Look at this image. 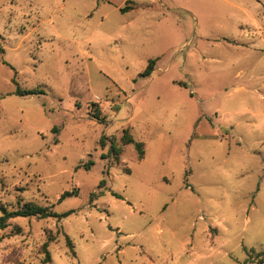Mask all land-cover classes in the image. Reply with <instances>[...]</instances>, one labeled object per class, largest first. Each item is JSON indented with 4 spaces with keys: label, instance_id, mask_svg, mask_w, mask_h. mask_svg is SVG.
Masks as SVG:
<instances>
[{
    "label": "rangeland",
    "instance_id": "374dc122",
    "mask_svg": "<svg viewBox=\"0 0 264 264\" xmlns=\"http://www.w3.org/2000/svg\"><path fill=\"white\" fill-rule=\"evenodd\" d=\"M25 202L73 212L10 218L0 264H264V0H0V205Z\"/></svg>",
    "mask_w": 264,
    "mask_h": 264
},
{
    "label": "trees",
    "instance_id": "16d2710c",
    "mask_svg": "<svg viewBox=\"0 0 264 264\" xmlns=\"http://www.w3.org/2000/svg\"><path fill=\"white\" fill-rule=\"evenodd\" d=\"M132 8L133 7L124 6V7L120 8V11L126 12ZM155 61H156V59H151L149 61L145 70L141 73V76H145V77L150 76V74L152 73V71L154 69ZM15 93L18 95H30V94L38 93V91L37 90H23V89H20L19 87H17L15 90ZM93 105L95 108H93L91 110L92 117L98 119L99 121L104 120V118L102 119L100 117L99 107L96 104H93ZM56 129L57 128L54 127V130H56ZM121 141L124 144H134V146L138 152V158L139 159L142 158V156H143V150H142L143 143L135 141L133 139V137L131 136V134H129L127 129H124V132L121 136ZM55 142H57V140ZM100 143L102 145H104V138H102L100 140ZM111 151L114 153L115 156H117L119 153V148L114 146L113 140L111 142ZM103 157H105V156H103ZM104 182H105V180H101L99 183V187H101L104 184ZM74 193H75L74 191H71V192L65 191L59 196L58 201H61L66 196L73 195ZM93 195L94 194L90 195V199H92ZM113 195H115L116 197H120L119 194L114 193V192H113ZM0 212H1V214H0V229H3L7 226V221L10 218L35 216L38 218L55 217V218L59 219L62 216L69 215L70 213L73 212V210H69V211H66L62 214H58L55 211L51 210V206H42V205L36 204L34 202H25V203L19 205L14 210H8L5 206L0 205ZM66 243L69 246V248L71 249L72 253H74L72 250V248H73L72 242L67 235H66ZM47 245H48L47 242H44L42 244V249L44 250V254H45L43 264H46L47 262L50 261V254L47 250ZM259 255L260 256L264 255V251L260 252ZM259 262L260 263L263 262L262 258H260Z\"/></svg>",
    "mask_w": 264,
    "mask_h": 264
},
{
    "label": "crops",
    "instance_id": "0c3cea01",
    "mask_svg": "<svg viewBox=\"0 0 264 264\" xmlns=\"http://www.w3.org/2000/svg\"><path fill=\"white\" fill-rule=\"evenodd\" d=\"M234 42H236V41H234Z\"/></svg>",
    "mask_w": 264,
    "mask_h": 264
}]
</instances>
